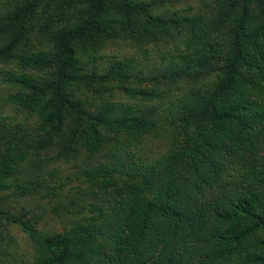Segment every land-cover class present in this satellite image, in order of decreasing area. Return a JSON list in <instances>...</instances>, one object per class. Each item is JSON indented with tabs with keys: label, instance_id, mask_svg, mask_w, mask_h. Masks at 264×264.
<instances>
[{
	"label": "trees",
	"instance_id": "1",
	"mask_svg": "<svg viewBox=\"0 0 264 264\" xmlns=\"http://www.w3.org/2000/svg\"><path fill=\"white\" fill-rule=\"evenodd\" d=\"M182 1L0 0V264H264V0ZM180 40L152 70L102 54Z\"/></svg>",
	"mask_w": 264,
	"mask_h": 264
},
{
	"label": "rangeland",
	"instance_id": "2",
	"mask_svg": "<svg viewBox=\"0 0 264 264\" xmlns=\"http://www.w3.org/2000/svg\"><path fill=\"white\" fill-rule=\"evenodd\" d=\"M199 2L197 0H183L181 3L177 4L169 11V13L177 12V11H184V12H191L195 13L198 10ZM185 48L183 46L182 40L178 43H157L151 46H147L145 48H138L133 46L127 42H117L114 44H110L107 48L102 52L105 56V61H129L133 60L135 63L139 64L143 69H154V68H163L173 62V60L179 58V54L182 53V50ZM17 54H22L21 51H18ZM16 54V55H17ZM15 59L18 60V57L15 56ZM3 69L7 70H16V65H5L0 64V87H2L3 83L1 82L3 77ZM214 81V78H208L203 80L198 84L201 87L202 91H205L209 88L211 83ZM157 88L161 93V100L162 102L166 103L182 96L184 93H187L192 89L191 84L189 83H181L179 85L174 86H166L163 84H158ZM8 90L4 88H0V95L7 94ZM1 114H11V110L1 109ZM149 145L148 147L146 146ZM151 145V146H150ZM162 143L157 141H152V139H147L145 144L143 145L144 150L153 149V147H157L158 149H162ZM154 153L153 151L147 150L145 155L152 159L154 156L151 154ZM75 168L74 164H68L64 166V173L72 172ZM71 224V219H62L56 218L55 216L49 214L44 220L40 221L37 224V227L45 231L47 233H57L61 232L64 229V226H68ZM12 234L16 237V246L17 249L16 254L17 258L20 259L26 256V258L31 255L29 250L32 248L29 244L28 235L21 229L19 226H14L11 228Z\"/></svg>",
	"mask_w": 264,
	"mask_h": 264
}]
</instances>
